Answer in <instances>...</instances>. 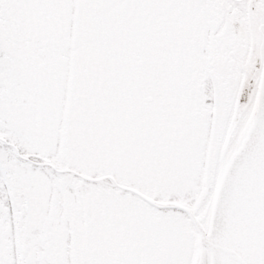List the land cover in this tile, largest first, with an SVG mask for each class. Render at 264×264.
Masks as SVG:
<instances>
[{
	"label": "snow or ice",
	"instance_id": "6c2138e0",
	"mask_svg": "<svg viewBox=\"0 0 264 264\" xmlns=\"http://www.w3.org/2000/svg\"><path fill=\"white\" fill-rule=\"evenodd\" d=\"M0 264H264V0H0Z\"/></svg>",
	"mask_w": 264,
	"mask_h": 264
}]
</instances>
